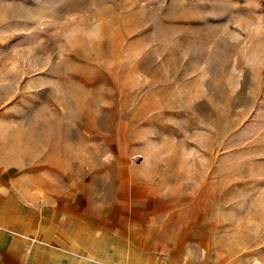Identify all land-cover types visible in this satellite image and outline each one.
Wrapping results in <instances>:
<instances>
[{"label": "rangeland", "instance_id": "rangeland-1", "mask_svg": "<svg viewBox=\"0 0 264 264\" xmlns=\"http://www.w3.org/2000/svg\"><path fill=\"white\" fill-rule=\"evenodd\" d=\"M0 166L57 197L182 183L264 264V0H0Z\"/></svg>", "mask_w": 264, "mask_h": 264}, {"label": "crops", "instance_id": "crops-1", "mask_svg": "<svg viewBox=\"0 0 264 264\" xmlns=\"http://www.w3.org/2000/svg\"><path fill=\"white\" fill-rule=\"evenodd\" d=\"M127 175L116 170L124 187L110 197L71 183L57 197L0 166V264H250L219 250L182 183Z\"/></svg>", "mask_w": 264, "mask_h": 264}]
</instances>
